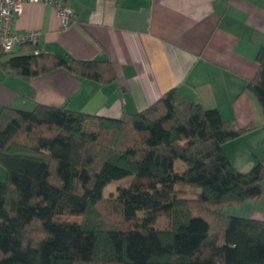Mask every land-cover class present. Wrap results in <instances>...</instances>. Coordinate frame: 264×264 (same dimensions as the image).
<instances>
[{
  "label": "trees",
  "instance_id": "obj_1",
  "mask_svg": "<svg viewBox=\"0 0 264 264\" xmlns=\"http://www.w3.org/2000/svg\"><path fill=\"white\" fill-rule=\"evenodd\" d=\"M19 45L0 47V67L23 78L64 68L102 84L117 79L108 59ZM257 63L248 88L264 112V48ZM252 128L177 88L120 118L4 107L0 264H264V220L224 211L264 194V160L239 170L225 150ZM129 176L117 195H104ZM182 186L200 188L197 198L182 197ZM161 217L167 226L157 228Z\"/></svg>",
  "mask_w": 264,
  "mask_h": 264
},
{
  "label": "crops",
  "instance_id": "obj_2",
  "mask_svg": "<svg viewBox=\"0 0 264 264\" xmlns=\"http://www.w3.org/2000/svg\"><path fill=\"white\" fill-rule=\"evenodd\" d=\"M63 5L75 14L67 22L51 2H26L14 28L38 30L40 51L108 59L117 79L102 84L64 68L26 79L0 67V112L40 103L120 118L177 88L218 108L224 119L253 126L225 144L238 169L264 160V112L248 88L264 48V0H63ZM16 48L20 45L12 51ZM6 177L0 165V180ZM248 202L257 206L249 217L264 220V194Z\"/></svg>",
  "mask_w": 264,
  "mask_h": 264
},
{
  "label": "built area",
  "instance_id": "obj_3",
  "mask_svg": "<svg viewBox=\"0 0 264 264\" xmlns=\"http://www.w3.org/2000/svg\"><path fill=\"white\" fill-rule=\"evenodd\" d=\"M38 0H0V47L6 51L13 50L17 45L30 42L37 43L40 37L38 30L20 32L14 28L16 18L26 2ZM55 5L57 12L66 22L73 17V9L63 5V0H44Z\"/></svg>",
  "mask_w": 264,
  "mask_h": 264
},
{
  "label": "rangeland",
  "instance_id": "obj_4",
  "mask_svg": "<svg viewBox=\"0 0 264 264\" xmlns=\"http://www.w3.org/2000/svg\"><path fill=\"white\" fill-rule=\"evenodd\" d=\"M14 53L18 52V49L16 48L14 51ZM183 163L182 161L178 162V166ZM184 164V163H183ZM252 167V165H250L249 167H243V169H239V170H248ZM132 180V177H126V178H122L119 180H114L112 181L110 184H108L106 186V188L104 189V195L105 196H112V195H117L119 193L118 187L119 186H127L130 184ZM184 192L181 193L182 197H186V198H197L199 192H200V188H195V187H186L184 188L182 186ZM250 203V204H247ZM257 206H251V202H246V204H244L241 207L238 208H234V207H226L225 208V213L230 214L229 212L233 211V213L241 215V216H251L252 213L254 212V210L256 209ZM142 214V213H140ZM60 220H68V221H80V218L77 217H59ZM155 226L157 228H164L167 226V219L165 217H161L157 220Z\"/></svg>",
  "mask_w": 264,
  "mask_h": 264
}]
</instances>
